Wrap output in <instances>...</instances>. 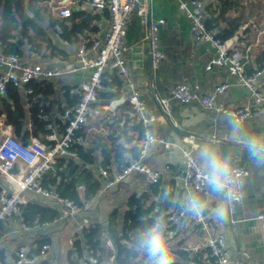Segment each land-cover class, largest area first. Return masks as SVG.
Listing matches in <instances>:
<instances>
[{"label":"crops","instance_id":"crops-1","mask_svg":"<svg viewBox=\"0 0 264 264\" xmlns=\"http://www.w3.org/2000/svg\"><path fill=\"white\" fill-rule=\"evenodd\" d=\"M202 1L207 22L217 20L218 15L225 12L227 22L221 18L217 20L220 24L218 28H209L215 35L228 28V22L239 25L236 34L225 42L228 44V41L233 39L229 47L232 52H238L243 56L247 73L262 72L259 82L264 93V0ZM29 4L30 0H25V12L48 32L54 43L64 52V56L48 59L44 55L31 54L26 42L19 39L18 31L14 42L21 47V56L27 63L69 71L75 65L77 48L84 42L104 38L108 31L109 15L92 9L90 0H45L41 7H47L50 15L37 9L41 18L30 11ZM60 6L70 9L72 14L83 12L80 22L99 28V32L92 35L85 33L84 39L78 45H70L62 39L59 25H56L54 30L50 28L53 21L65 20L57 15V8ZM147 7L148 0H145L144 15L134 13L130 19L125 40L126 58L130 78L142 93L146 106L156 114V121L152 123L150 129L154 135L165 141V145L153 144L145 151L142 150L141 141L145 127L136 119L127 101L129 96L127 85L114 74H104L103 89L91 105V113L77 134L79 137L76 143L89 158L84 159L79 156L78 146L70 154L63 156L83 168L92 170L101 180L102 189L92 198L93 208L83 214L64 216L58 211L55 201L43 199L29 192L19 194L10 176H0L2 189L12 195H19L21 205L39 202L49 205L59 214L58 219L52 223L34 224L32 227L24 225L18 215L4 222L5 233L0 236L2 261L9 262L16 256L21 246H25L29 253L38 255L40 247L48 244L50 250L45 257L38 258L37 264H75L80 259L74 250V241L84 229L92 224L107 225L114 213L118 214L119 224L128 209L129 199L134 196L146 197L148 206L154 205L151 213L154 217L159 213L170 192H173L174 199L167 215L183 213V216L178 218L179 222L183 217V222L180 227L177 223L175 232L171 234L170 239L167 238L169 249L172 250L181 241H184L183 245L186 249L194 252L203 248L209 249L207 234L195 222L194 214L185 207L187 195L196 192L190 191L186 185L183 153L184 151L193 153L200 165L199 149L207 143H212L220 153L230 157L232 168H245L249 171V176L244 179V199L237 206L235 213L230 215L228 212L224 220L217 219L212 212L221 200L219 195L208 188L206 192L196 193L207 205L202 214L210 224V234L225 240V249L231 259H238L241 264L264 263V232L261 223L256 220L258 214L264 213V160L250 156L242 142L246 136L264 141V109L256 110L252 119L238 123L239 132L232 130L229 121L233 120L229 117L204 109L195 103L182 105L171 100L170 111H164L161 107L162 101L170 100L174 87L182 83L190 86L198 85L206 94L212 93L218 85L229 84L230 88L224 100L234 108L250 105L252 98L250 91L236 83L225 69L214 68L206 72L205 67L214 58L215 50L209 43L194 42L190 22L179 10L177 0H149V15ZM4 12L5 9L2 8L0 23ZM87 13L93 16L89 23L83 22ZM158 20H164L166 23L159 31L160 46L165 58L158 67L154 68L150 60L148 37L150 23ZM207 26L211 27L212 23H207ZM0 54H4L1 45ZM89 75V71L67 73L60 78L49 80L56 85V93L42 98L41 107L45 112L44 131L47 132L46 137H43V143L52 142L48 140L50 136L60 137L74 108H70L65 94L68 93L70 97L75 96L70 95L69 92L74 90L80 81L87 80ZM20 90L24 92V89ZM5 95L6 92L3 96ZM25 103L26 130L31 132L30 105L26 101ZM10 132H13L12 127L5 125L3 119H0V134ZM47 143L45 144L49 145ZM87 148L95 150L87 152ZM138 150L140 154H144V163L147 166L164 171L159 183L151 184L146 176L132 174L123 183L105 190L102 171H107L112 178L121 172L123 166L136 159ZM64 169L65 166L58 168L56 165L51 171L56 175L62 173ZM164 187L166 193L158 204ZM77 192L83 200L85 186L79 185ZM108 242L113 241L107 238L106 248ZM193 263L195 262L190 264ZM104 264H114V262L110 259Z\"/></svg>","mask_w":264,"mask_h":264},{"label":"built area","instance_id":"built-area-1","mask_svg":"<svg viewBox=\"0 0 264 264\" xmlns=\"http://www.w3.org/2000/svg\"><path fill=\"white\" fill-rule=\"evenodd\" d=\"M91 7L96 12H106L109 15L108 31L104 38L94 39L81 44L76 51L75 65L69 71L48 68L40 64L27 63L22 56L16 54H0V94L4 95L8 87L24 89L25 95H32L34 90L31 84L39 81H49L65 76L67 73L89 71V78L78 83L70 95H78L80 101L64 125L60 137L50 136L48 140L53 145L33 139L25 144L17 138L13 132L0 134V176L11 177L19 194L29 192L43 199H51L57 203V209L64 216L83 214L94 206V200L83 201L76 204L73 201L61 198L54 190L44 188L42 179L57 165L58 159L70 154L76 143V134L85 124L91 113V105L97 100L98 94L103 89V76L106 73L114 74L124 80L129 96L127 98L136 119L145 127L141 148L145 151L150 145H165V141L154 135L150 126L156 121V114L146 106L142 93L135 82L130 78L126 58L125 40L130 19L134 13L143 16L145 13V0H90ZM179 10L186 16L191 25V31L196 44L209 43L215 50L214 58L205 67L206 72L214 68L225 69L236 83L246 87L250 93L252 102L244 107H231L224 96L230 88L229 84H221L215 87L210 94L202 92L200 86H190L182 83L174 87L170 100L164 99L162 106L170 111V101H176L182 105L195 103L204 109L214 111L229 117L238 123H244L254 117L258 109H264V93L259 82L262 72L249 74L245 70L243 56L238 52H232L226 42L216 38L213 31L207 27V15L202 0H177ZM57 15L61 18H71L72 11L64 6L57 8ZM166 23L164 20L153 21L149 25V53L151 64L154 68L165 58V53L160 46L159 31ZM185 181L190 191L196 193L206 192L207 187L202 179V169L193 153L184 151ZM16 167L17 173H12ZM168 170V167L166 168ZM235 199L228 204V212L233 215L239 203L245 196L244 179L249 176L245 168H233ZM164 171L154 170L144 163V154L131 161L120 173L112 178L107 171H102L105 178L104 189L110 190L114 186L123 183L132 174H140L147 177L151 184H158ZM0 187L1 183H0ZM21 199L3 189L0 195V224L19 215ZM183 216L180 213L179 217ZM175 215L169 217L173 224L178 223ZM194 219L207 234V247L213 264H241L238 259H231L225 249V240L222 237H213L210 233V224L203 214L195 215ZM256 220L261 223L264 232V213L257 215ZM107 247L114 251L115 244L108 242ZM50 250L48 244L43 245L39 254H31L25 246L19 247L17 254L9 262L0 259V264H37L39 257H45ZM113 260V258H110ZM75 264H104L96 257H84ZM195 264V263H193ZM264 264V263H263Z\"/></svg>","mask_w":264,"mask_h":264},{"label":"trees","instance_id":"trees-1","mask_svg":"<svg viewBox=\"0 0 264 264\" xmlns=\"http://www.w3.org/2000/svg\"><path fill=\"white\" fill-rule=\"evenodd\" d=\"M44 1L30 0V11L35 13L38 18H41V16L37 9L50 15L47 7H41ZM24 2L25 0H0V10L2 8L5 9L0 23V45L3 47V53L21 56L22 49L14 42L16 39L15 34L19 31V39L26 42L31 54L44 55L48 59L64 56V52L54 43L48 32L25 12ZM226 2L224 3L226 4ZM83 14V12H75L71 18L53 21L50 24V28L54 30L55 26L59 25L62 39L72 46L78 45L84 39L85 33L92 35L99 32V28L80 22ZM224 14L225 12H221L217 20L222 18L224 22H227ZM217 20L208 21L207 23H212L211 27L207 26L208 29L218 28L220 24H218ZM228 25L229 27L222 33L215 35L222 42L232 38L238 31L239 25L234 22H228ZM31 87L34 90L32 95L26 96L23 91L11 86L7 88L5 96L0 94V119H3L5 125L12 127L14 135L25 144H29L32 139L42 142L44 140L43 137H46L47 132L44 131L45 122L43 120L45 112L41 107L42 98L53 96L56 93V85L51 81L34 82ZM65 96L69 101L70 108L75 107L80 101L78 95L70 97L67 93ZM25 101L30 105L31 132L23 130L27 117ZM77 134L76 138L79 137ZM47 144L53 145L54 142H48ZM77 146L78 144L75 143L72 150ZM78 147L80 149L79 156L88 159L89 157H87L85 152L80 146ZM139 155L140 151L138 150L136 151V159H138ZM89 161L92 162L91 160ZM128 164L121 169L123 170ZM59 166H65L62 173L54 175L53 171H50L44 176L41 183L44 188L54 190L61 198L80 205L83 201L92 199L102 189L101 180L92 170L83 168L75 161L64 157L58 159L57 167L59 168ZM81 184L85 186L83 200L77 192V187ZM52 187H55V189H52ZM2 192L3 189L0 187V195ZM173 199L174 194L170 192L160 207L159 213L152 217L151 213L154 205L148 206L146 197L138 198L134 196L130 198L128 209L122 216L121 226L118 224V214L114 213L107 225L92 224L84 229L80 235L76 236L74 250L79 259L89 256L98 258L100 262L109 261L110 258H113L114 264H146V256L139 246L138 237L142 231L152 225L157 217H162L166 225L165 236L170 239L171 234L177 228L176 224L169 221V217L175 214L167 215V212L172 208ZM179 215L180 213H177L175 216L179 217ZM18 217L24 225L32 227L34 224L52 223L58 219L59 214L47 204L28 202L25 205H20ZM3 233H5V228L2 223L0 224V236ZM107 238H111L115 244L114 251L105 247ZM123 241H126L127 244L122 243ZM183 242L177 243L170 250L173 264H190L191 262L213 264L209 249L203 248L194 252L186 249Z\"/></svg>","mask_w":264,"mask_h":264},{"label":"clouds","instance_id":"clouds-1","mask_svg":"<svg viewBox=\"0 0 264 264\" xmlns=\"http://www.w3.org/2000/svg\"><path fill=\"white\" fill-rule=\"evenodd\" d=\"M234 132H239L238 122L229 121ZM243 144L250 156L257 160H264V141L253 136H246ZM200 167L204 184L213 193L221 197L216 208L212 210L215 217L224 220L228 215V204L235 199L232 189L234 184V170L230 157L220 153L212 143H207L199 149ZM185 207L195 215H200L206 210L205 201L196 193H189ZM166 225L162 217H157L152 225L142 231L138 243L146 256V264H173L167 238Z\"/></svg>","mask_w":264,"mask_h":264},{"label":"water","instance_id":"water-1","mask_svg":"<svg viewBox=\"0 0 264 264\" xmlns=\"http://www.w3.org/2000/svg\"><path fill=\"white\" fill-rule=\"evenodd\" d=\"M147 12H148V15H149V13H150V7H149V0H148V7H147ZM31 16V15H30ZM92 18H93V16H92V14L91 13H87L86 14V17H84V19H83V22H87V23H89L91 20H92ZM39 24V23H38ZM232 42H233V39L232 40H230V41H228V46H230L231 44H232ZM161 107L163 108V110L165 111V109H164V107L161 105ZM27 129V126L25 125L24 126V128H23V130L25 131ZM95 149H93V148H87L86 149V151L87 152H93ZM12 173H17V169H16V167L12 170ZM165 193H166V188L164 187L163 189H162V191H161V194H160V199H159V201H158V204H160V202L162 201V199L164 198V195H165ZM182 222H183V217L180 219V221L178 222V226L180 227L181 226V224H182ZM122 223H121V221L119 222V225H121ZM178 227V228H179ZM122 243H126V241H123ZM127 244V243H126Z\"/></svg>","mask_w":264,"mask_h":264}]
</instances>
